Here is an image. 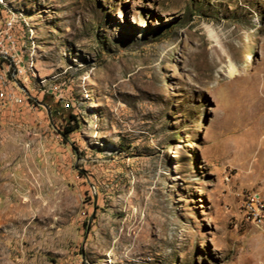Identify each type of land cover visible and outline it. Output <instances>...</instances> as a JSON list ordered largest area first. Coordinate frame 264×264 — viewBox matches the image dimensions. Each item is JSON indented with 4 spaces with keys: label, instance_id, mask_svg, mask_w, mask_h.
Masks as SVG:
<instances>
[{
    "label": "rangeland",
    "instance_id": "obj_1",
    "mask_svg": "<svg viewBox=\"0 0 264 264\" xmlns=\"http://www.w3.org/2000/svg\"><path fill=\"white\" fill-rule=\"evenodd\" d=\"M0 15L22 71L0 59V264H264L241 211L264 198V0Z\"/></svg>",
    "mask_w": 264,
    "mask_h": 264
},
{
    "label": "built area",
    "instance_id": "obj_2",
    "mask_svg": "<svg viewBox=\"0 0 264 264\" xmlns=\"http://www.w3.org/2000/svg\"><path fill=\"white\" fill-rule=\"evenodd\" d=\"M15 30L11 22L0 15V59L8 62L15 72L21 73V60L17 50ZM241 211L250 224L257 227L264 224V198L258 194L244 193L241 200Z\"/></svg>",
    "mask_w": 264,
    "mask_h": 264
},
{
    "label": "trees",
    "instance_id": "obj_3",
    "mask_svg": "<svg viewBox=\"0 0 264 264\" xmlns=\"http://www.w3.org/2000/svg\"><path fill=\"white\" fill-rule=\"evenodd\" d=\"M4 62V61H3ZM70 119H72V120H74V121H76L75 120V118L72 116ZM75 131V129H73V128H71V129H66V133H65V135H70L71 133H73Z\"/></svg>",
    "mask_w": 264,
    "mask_h": 264
},
{
    "label": "bare ground",
    "instance_id": "obj_4",
    "mask_svg": "<svg viewBox=\"0 0 264 264\" xmlns=\"http://www.w3.org/2000/svg\"><path fill=\"white\" fill-rule=\"evenodd\" d=\"M14 18L16 19L17 16H14ZM14 18H13L12 20H10V22H11L12 25H14V22H15V19H14ZM12 27H13V26H12Z\"/></svg>",
    "mask_w": 264,
    "mask_h": 264
}]
</instances>
